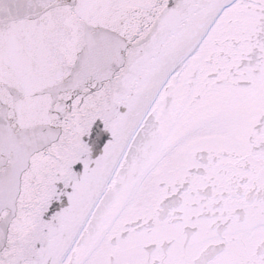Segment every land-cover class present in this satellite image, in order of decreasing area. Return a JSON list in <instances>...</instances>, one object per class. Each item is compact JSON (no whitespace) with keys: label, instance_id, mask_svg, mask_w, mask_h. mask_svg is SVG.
I'll use <instances>...</instances> for the list:
<instances>
[{"label":"snow or ice","instance_id":"6c2138e0","mask_svg":"<svg viewBox=\"0 0 264 264\" xmlns=\"http://www.w3.org/2000/svg\"><path fill=\"white\" fill-rule=\"evenodd\" d=\"M0 264H264V0H0Z\"/></svg>","mask_w":264,"mask_h":264}]
</instances>
